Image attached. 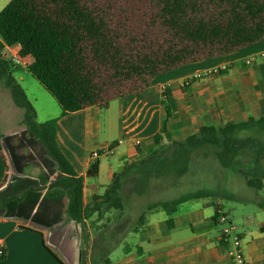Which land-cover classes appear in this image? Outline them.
I'll list each match as a JSON object with an SVG mask.
<instances>
[{"label":"trees","instance_id":"trees-1","mask_svg":"<svg viewBox=\"0 0 264 264\" xmlns=\"http://www.w3.org/2000/svg\"><path fill=\"white\" fill-rule=\"evenodd\" d=\"M262 39L264 0H11L0 11V80L24 111L26 130L0 135L7 170L12 167L16 173H8L0 183V219L51 227L62 219L50 218L51 208L43 213L41 196L45 189H60L65 193L61 206L66 218L83 224L95 213L100 215L103 206L123 208V180L132 170L134 178L144 172L159 177L169 168L184 176L190 165L220 166L239 173L255 190L264 186V118H249L221 127L202 126L184 141L160 146L114 174L104 195H95L86 206L84 179L56 142L57 119L36 120L32 103L13 76V64L4 55L7 46L19 47L22 58L31 56L28 71L65 116L92 106L106 108L116 98L147 89L161 73ZM226 72L227 68L218 69V74ZM164 104L168 119L171 110ZM159 139V134L154 137L156 145ZM30 146L38 148V159ZM27 171L29 177L23 176ZM206 196L234 198L205 189L148 209L162 207L171 214L179 204Z\"/></svg>","mask_w":264,"mask_h":264},{"label":"crops","instance_id":"crops-1","mask_svg":"<svg viewBox=\"0 0 264 264\" xmlns=\"http://www.w3.org/2000/svg\"><path fill=\"white\" fill-rule=\"evenodd\" d=\"M13 50L5 48L8 60ZM31 62V56L21 57L13 67L17 69L22 63L27 67ZM223 68H227L224 74L196 78L198 73ZM164 102L171 110L168 119ZM249 118H264V39L161 73L147 89L116 98L106 108L92 106L65 116L60 108L48 120L57 119L56 142L78 176L83 177L84 203L90 206L94 196H103L114 174L127 164L162 145L184 141L202 126L221 127ZM16 122L9 129L0 123V135H20L26 130L17 129L23 125L22 119ZM158 134L156 145L154 137ZM110 146H114L113 153L101 156L95 165L91 163L92 151ZM3 154L6 151L0 150V183L8 173L16 174L12 167L7 170ZM23 176L29 177L26 173ZM99 179L101 183H97ZM231 194L232 199L192 198L171 214L162 207L146 208L129 231L122 229L126 219L122 213L118 223L104 229L115 232L111 245L101 238L98 244L90 241L85 246L76 223L66 218L61 206L65 193L45 189L41 196L45 200L43 213L51 208L48 216H59L61 222L46 227L19 218L0 219V239L6 249L0 264H80L82 250L88 247L91 254L86 264H228L229 256L220 241L221 226L215 219L218 208L229 212L242 237L248 264H264V201ZM223 199L241 207H234L232 213Z\"/></svg>","mask_w":264,"mask_h":264},{"label":"rangeland","instance_id":"rangeland-1","mask_svg":"<svg viewBox=\"0 0 264 264\" xmlns=\"http://www.w3.org/2000/svg\"><path fill=\"white\" fill-rule=\"evenodd\" d=\"M11 0H0V11ZM13 76L24 89L29 101L32 103L36 113V120L40 123L45 122L55 112L60 110L57 101L44 89L40 82L27 70L24 63L17 69H13ZM23 77V79H21ZM24 111L18 108L12 99L9 90L0 80V123L9 128H14L17 120L23 119ZM22 131L26 126L17 127ZM22 133V132H21ZM167 145V144H166ZM34 153V156H40L37 147H28ZM171 148V147H170ZM169 149L167 152H171ZM145 157V156H144ZM138 161V160H137ZM133 161L131 163H136ZM130 163V164H131ZM246 165L249 160H245ZM161 167L162 165H154ZM196 166V167H194ZM175 169V168H174ZM173 168L167 169L163 175L156 177L153 172L140 173L138 178H134V171H130L123 180L121 196L123 208L108 210L105 206L101 207L100 215L95 213L83 224H75L79 239L87 245L88 242L98 244L103 239L111 245L114 242L115 232H104L113 222L118 223L119 215L125 214L126 219L122 222V229L133 230L137 219L149 205L163 201L178 199L186 194L200 191L213 190L225 193H234L235 196L255 197L259 202L264 201V188L261 191L250 188L245 179L237 172L231 169H225L220 166H201L190 165L189 170L184 176H178ZM29 176L30 172H26ZM102 179L97 180L101 183ZM89 200V199H88ZM223 204L227 210L234 213V207H241L239 203L224 200ZM90 205V204H88ZM110 213V214H108ZM75 228V227H74ZM72 230L71 232H73ZM102 238V240H101ZM85 249V248H84ZM90 247L82 250L83 263H87ZM97 257H94L96 263Z\"/></svg>","mask_w":264,"mask_h":264},{"label":"built area","instance_id":"built-area-1","mask_svg":"<svg viewBox=\"0 0 264 264\" xmlns=\"http://www.w3.org/2000/svg\"><path fill=\"white\" fill-rule=\"evenodd\" d=\"M13 51L11 53V62L13 65H18L20 63L19 47L13 46ZM224 69V68H223ZM218 74V69H211L198 73L196 78H202L204 76H210ZM122 143L119 140V144ZM139 143V141H137ZM114 146L105 147L101 149H96L90 154V161L92 164H96L101 156L113 153ZM216 222L221 226V244L225 247L227 254L229 256L228 264H248L244 250H243V240L241 235L238 233L236 226L233 224L230 214L228 211L218 208L216 211ZM6 254L5 245L0 239V258L4 257Z\"/></svg>","mask_w":264,"mask_h":264}]
</instances>
